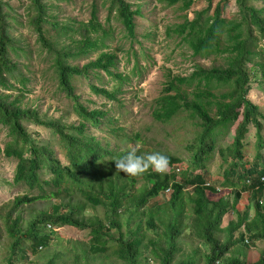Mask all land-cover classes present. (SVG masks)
I'll return each instance as SVG.
<instances>
[{
	"label": "trees",
	"instance_id": "obj_1",
	"mask_svg": "<svg viewBox=\"0 0 264 264\" xmlns=\"http://www.w3.org/2000/svg\"><path fill=\"white\" fill-rule=\"evenodd\" d=\"M31 1L28 10L32 12L30 21L37 40L53 54L58 90L70 98V108L79 121L67 124L62 122L65 115L41 116L38 110L22 106V94L6 93L14 88L10 79L15 71L19 77L15 80L22 87L16 90L23 91L27 78L20 70V63L9 55L10 51L19 55V48L10 31L11 24L6 20L4 1L0 0V125L6 128L8 136L3 152L6 158L15 160L8 183L24 187L9 202L11 210L0 213L4 233L0 229V241L5 239L0 244L3 249L0 264L31 262V254H41L42 264H90V251H94V257L113 256L123 264H149L148 257L154 258L157 264H264V248L253 261L241 257L245 255L243 245L264 241V110L248 97L252 85L260 86L264 77V43H258L259 38H264V8H256L248 0H236V17L228 19L222 16V6L227 0H218L211 15L203 18V12H198L194 18L177 25L175 31L183 34V41L193 55L201 58L220 55L223 64L204 67L194 63L189 74H177L168 80L164 92L151 102L153 117L167 121L185 110L200 129L193 134L187 159L164 152L169 156L171 169L165 173L150 169L132 177L116 169L115 159L136 145L139 134L125 131L114 115H108L107 109H89L76 93L79 77L90 74L99 77L102 71L116 78L112 89L95 84L90 88L104 98L115 100L120 84L126 80L121 72L114 71L116 54L98 52L105 45L108 31L98 21L96 7L92 5L90 18L80 23L78 29L73 23H59L55 15L48 13L43 0ZM108 1L127 33L133 36L134 18L141 14L140 8H133L125 0ZM164 1L168 5L180 2L184 8L196 2ZM206 1L210 6L212 0ZM49 27L56 32L53 39L47 36ZM100 31L101 35H97ZM72 32L80 34V38H73L72 46L58 48V40ZM21 52L28 54L24 49ZM94 52H98L97 56L82 66L69 63L71 57L78 61ZM23 120L48 128L53 138L43 142L35 139L24 128ZM90 125L105 129L101 139L96 133L88 132ZM250 125L256 129L253 158L246 151ZM232 129L231 140L223 142L224 135ZM54 144L62 149L64 160L56 154ZM138 151L147 153L143 144L138 146ZM215 154L221 158L222 170L217 172L221 185L235 190L231 206L222 196L215 200L208 195V192H217L209 182ZM139 178L149 181L150 187L138 186ZM187 187H192L193 193L189 197L192 215L186 217ZM167 189L170 192L167 200H155ZM243 191L253 196V216L247 220L241 214L236 221L229 220L226 226H221L223 216L234 209ZM52 199L59 202L47 211L31 212L23 227L18 207ZM86 207L110 211L107 223L99 218H87ZM121 215L129 227L124 232L119 220ZM60 226L89 228L88 244L75 243L71 256L65 252L50 253L46 249L54 236L53 227ZM112 229L117 231L116 235L110 233ZM239 229L242 231L235 237L234 232ZM192 236L202 246L198 244L193 251H184ZM200 248L209 250H201L197 259ZM61 256L63 263L58 262ZM67 258L71 262L67 263Z\"/></svg>",
	"mask_w": 264,
	"mask_h": 264
},
{
	"label": "rangeland",
	"instance_id": "obj_2",
	"mask_svg": "<svg viewBox=\"0 0 264 264\" xmlns=\"http://www.w3.org/2000/svg\"><path fill=\"white\" fill-rule=\"evenodd\" d=\"M4 11L7 12V22L11 24L10 31L16 39L19 55L10 51L9 55L14 61L20 63V70L27 78L24 81V89L22 92L16 88H22L21 84L15 78H19L15 71L10 79L14 84V88L6 93H11L12 96L22 94V106H27L38 110L41 116L45 117H63L62 122L67 124L77 123L79 118L74 114L73 108H70L71 100L66 96L64 91L58 90V80L54 71L52 53L43 48L37 40V33L31 23L32 12L28 10L31 5V0H3ZM130 3L133 8H140L141 14L135 15L134 35L130 36L118 18L115 16V10L110 9L108 0H43L48 13L55 15L57 21L63 23H73L79 29V24L87 22L90 18L92 5L96 7L98 21L103 29L108 31L105 39V45L101 50L114 52L117 56V67L114 71L122 73L126 80L120 84V91L117 93L115 100L104 98L100 94L94 93L90 85L95 84L99 87L112 89L116 83V78L111 75H104L102 71L99 77L90 74L88 77H79L76 93L78 99L84 105L90 108H102L108 110V115H114L118 123L124 126L125 131L131 133L137 132L139 137L135 139L136 147L143 144V150L147 153L152 151L169 152L179 155L183 159H187L191 151L188 149L189 144L193 141L195 133L200 127L194 124L189 114L183 110L179 114L167 119L156 120L152 115L151 102L164 92L167 82L173 76L187 75L193 69V64H200L204 67L223 64V58L220 55H211L208 58H201L199 55H193L188 45L183 41V34L178 33V24H182L185 20H190L198 12H203V18L212 14L218 0H212L209 6L206 0H196L189 8H184L180 2L168 5L164 0H125ZM254 7L264 8V0H248ZM222 16L228 19L236 17L238 7L236 0H227L222 6ZM111 10V11H110ZM204 22V19H200ZM100 31L97 35H101ZM47 36L54 38L56 32L52 28H48ZM100 37V36H99ZM79 39L80 34H72L61 37L58 40L57 47L63 45H73L72 39ZM257 43V42H256ZM259 44L264 43V38L258 39ZM257 43V44H258ZM22 49L27 50L25 55ZM98 52H94L88 58L83 56L78 61L73 57L69 59V63L82 66L83 63L97 56ZM23 64V65H22ZM53 65V66H52ZM250 65V63L248 64ZM248 97L254 102L261 105L264 110V77L260 86L252 85V90L248 93ZM23 126L32 137L43 142L49 138H53L50 130L44 126L36 125L33 122L23 120ZM105 129H94L92 125L88 127L89 133H96L101 139ZM256 129L250 125L246 140V151L250 154V158L254 157ZM6 128L0 125V213L4 214L11 210L12 205L9 202L13 197L21 192L24 187L16 184H9L12 179L15 160L4 156L3 147L8 139ZM194 134V136H193ZM264 136V129L262 131ZM233 135V129L229 134L224 135L222 141L228 143ZM109 138V136L107 137ZM54 140V139H53ZM130 145V144H128ZM56 154L64 160L62 149L57 144L53 147ZM264 153V149L262 150ZM221 158L215 154L211 165V179L209 182L215 185L214 193L208 192L212 199L223 197L231 206L235 199V190L231 187L222 186L221 179L217 172L220 168ZM171 167L167 168V171ZM179 177V176H178ZM150 182L143 179L137 180V185L150 187ZM192 187L185 189L184 200L186 204V217L192 215L189 197L192 195ZM170 192H161L155 200L162 202L167 200ZM253 196L250 192L243 191L240 193L239 199L232 211H227L221 221V226H226L229 220L236 221L238 216L246 215L247 220H250L254 213ZM59 202L58 199L41 200L32 204H26L23 207H18V214L21 216L22 225L25 227L27 221L31 218V212L47 211L49 208ZM82 202V200H81ZM153 206L154 203H149ZM86 216L90 219L99 218L104 224L107 223V215L110 211L103 207H86ZM15 215V213L13 214ZM123 215L119 216L122 222L121 231H126L129 227L123 222ZM0 229L3 233V219L0 216ZM54 236L50 245L46 250L50 253L65 252L69 256L73 254L75 243L85 246L89 242V228L74 229L69 226L53 227ZM239 231L234 232L237 237ZM113 235L117 234L115 229L110 230ZM4 234V233H3ZM149 237L152 234L149 233ZM190 244L184 248V251H193L197 245H201V241L196 237H190ZM5 239H1L0 244ZM5 242V241H4ZM161 242V241H159ZM202 246V245H201ZM244 246L245 255L241 256L248 260H255L260 251L264 248V241L249 242ZM3 250V249H0ZM201 250L208 251L209 248H200L197 250L200 258ZM94 252V251H93ZM91 254L90 264H123L120 261H115L113 256L97 257ZM3 254H0L2 258ZM103 258V259H101ZM31 262L22 264H42L43 257L38 254L30 255ZM58 259V258H57ZM71 258H67L66 262H71ZM146 260L149 264H157V261L148 257ZM58 262H65L61 256ZM200 264V263H199Z\"/></svg>",
	"mask_w": 264,
	"mask_h": 264
},
{
	"label": "clouds",
	"instance_id": "obj_3",
	"mask_svg": "<svg viewBox=\"0 0 264 264\" xmlns=\"http://www.w3.org/2000/svg\"><path fill=\"white\" fill-rule=\"evenodd\" d=\"M169 165V156L161 151L139 153L138 147H130L120 158L115 159V167L128 176H138L153 170L165 173ZM167 189L165 192H167Z\"/></svg>",
	"mask_w": 264,
	"mask_h": 264
}]
</instances>
